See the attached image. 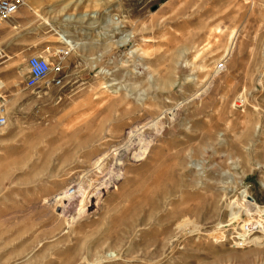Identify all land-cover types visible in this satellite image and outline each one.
Wrapping results in <instances>:
<instances>
[{
	"label": "rangeland",
	"instance_id": "1",
	"mask_svg": "<svg viewBox=\"0 0 264 264\" xmlns=\"http://www.w3.org/2000/svg\"><path fill=\"white\" fill-rule=\"evenodd\" d=\"M23 1L20 48L0 19V264H264V0ZM62 48V84L27 88Z\"/></svg>",
	"mask_w": 264,
	"mask_h": 264
},
{
	"label": "built area",
	"instance_id": "2",
	"mask_svg": "<svg viewBox=\"0 0 264 264\" xmlns=\"http://www.w3.org/2000/svg\"><path fill=\"white\" fill-rule=\"evenodd\" d=\"M23 4V0H0V19H8L12 17L18 12ZM66 55L67 51L61 49L52 60L39 55L30 56L27 61L28 75L25 81V86L27 88L38 87L42 82H49L51 75H53L51 82L55 86H60L64 78V60ZM0 101L2 102L1 96ZM6 121L7 118L4 114V106L0 105V126H3ZM76 192V188L71 186L65 194H67V196H73ZM257 225H259L258 221H250L242 227L245 232H252Z\"/></svg>",
	"mask_w": 264,
	"mask_h": 264
},
{
	"label": "bare ground",
	"instance_id": "3",
	"mask_svg": "<svg viewBox=\"0 0 264 264\" xmlns=\"http://www.w3.org/2000/svg\"><path fill=\"white\" fill-rule=\"evenodd\" d=\"M109 20H111V19H109ZM58 34H59V36H60V38L65 42V44L67 45V46H69V47H71L72 49L73 48H75V45H77V44H75L67 35H65L64 33H62V32H58ZM70 48V49H71ZM62 49H64V50H66L65 48H62ZM61 50V49H60ZM67 51V53H68V50H66ZM100 162V161H99ZM98 164V163H97ZM101 166V165H100ZM236 201H239V203L238 204H236V205H234V206H239V204H241V203H244V205H246L247 203V206H244L243 208H247V207H249L250 209L252 208V209H257V210H260L259 209V205H257L255 202H247V201H241L240 199H237ZM237 203V202H236ZM257 207V208H256ZM241 209V208H240ZM237 212V211H236ZM239 213V212H238ZM237 214V213H236ZM237 217V216H236ZM235 217V218H236ZM237 220H239V218H236ZM235 219V220H236ZM250 221H248V220H245V222H243V224H241V226H243L244 227V225L246 224V223H249ZM260 235H262L261 237H263L264 235L263 234H260ZM254 241H256V240H258V241H263L264 239H261V238H258V237H256V238H254L253 239ZM249 243V241H247V242H245L244 244H248Z\"/></svg>",
	"mask_w": 264,
	"mask_h": 264
},
{
	"label": "crops",
	"instance_id": "4",
	"mask_svg": "<svg viewBox=\"0 0 264 264\" xmlns=\"http://www.w3.org/2000/svg\"><path fill=\"white\" fill-rule=\"evenodd\" d=\"M16 16H17V20H18V32H17V43H18V46H19V48H20V9L18 10V12H17V14H16ZM62 42V41H61ZM62 44L63 45H66L65 43H63L62 42ZM35 46L33 45H30V46H28L27 47V49H26V53L27 54H29V53H34L35 52Z\"/></svg>",
	"mask_w": 264,
	"mask_h": 264
}]
</instances>
